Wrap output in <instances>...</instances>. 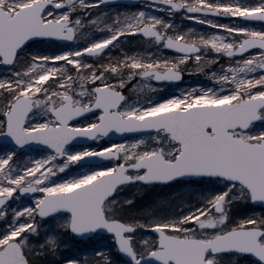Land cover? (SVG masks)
Returning a JSON list of instances; mask_svg holds the SVG:
<instances>
[{
	"label": "snow or ice",
	"instance_id": "snow-or-ice-1",
	"mask_svg": "<svg viewBox=\"0 0 264 264\" xmlns=\"http://www.w3.org/2000/svg\"><path fill=\"white\" fill-rule=\"evenodd\" d=\"M0 264H264V0H0Z\"/></svg>",
	"mask_w": 264,
	"mask_h": 264
},
{
	"label": "rangeland",
	"instance_id": "rangeland-1",
	"mask_svg": "<svg viewBox=\"0 0 264 264\" xmlns=\"http://www.w3.org/2000/svg\"><path fill=\"white\" fill-rule=\"evenodd\" d=\"M148 2H143L142 4H140V5H138V6H136V7H142V6H145L146 4H147ZM185 24H190L191 22H189V21H185L184 22ZM190 78H187V80L186 81H188ZM167 90L168 91H172V92H176V91H178L179 90V86H175V85H169L168 87H167Z\"/></svg>",
	"mask_w": 264,
	"mask_h": 264
},
{
	"label": "water",
	"instance_id": "water-1",
	"mask_svg": "<svg viewBox=\"0 0 264 264\" xmlns=\"http://www.w3.org/2000/svg\"><path fill=\"white\" fill-rule=\"evenodd\" d=\"M140 1L141 0H120L121 3L128 4V5H133V4H136Z\"/></svg>",
	"mask_w": 264,
	"mask_h": 264
},
{
	"label": "flooded vegetation",
	"instance_id": "flooded-vegetation-1",
	"mask_svg": "<svg viewBox=\"0 0 264 264\" xmlns=\"http://www.w3.org/2000/svg\"><path fill=\"white\" fill-rule=\"evenodd\" d=\"M143 2H148V0H141L140 2H138V3H136V4H133L132 6H134V7H136V6H138V5H140V4H142ZM124 4V3H123ZM128 5V4H127ZM187 78H189L187 75L185 76V80H187ZM201 79H202V77H201ZM172 85H177V84H172ZM177 86H179V85H177Z\"/></svg>",
	"mask_w": 264,
	"mask_h": 264
}]
</instances>
